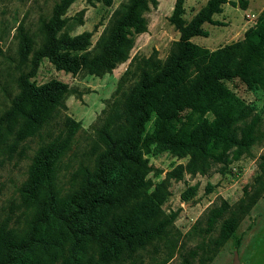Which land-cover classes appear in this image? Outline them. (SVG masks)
I'll return each mask as SVG.
<instances>
[{"label": "trees", "instance_id": "obj_1", "mask_svg": "<svg viewBox=\"0 0 264 264\" xmlns=\"http://www.w3.org/2000/svg\"><path fill=\"white\" fill-rule=\"evenodd\" d=\"M74 1L58 0L51 15L42 20L38 50L27 32L18 30L19 64L30 67L19 75L18 93L0 116V149L36 136L63 107L68 92L64 83L31 82L42 60L67 74L110 73L128 58L134 36L146 31L144 13L155 4L129 0L114 11L92 54L88 50L91 33L63 32L64 15ZM89 1L112 4V0ZM184 1H175L170 17L180 33L176 49L163 64L145 61L137 83L114 103L98 131L102 150L91 168H82L78 187L65 201L54 190V170L77 125L66 119L63 130L61 126L35 152L19 190L22 205L34 214L22 237L9 230L6 221L0 224V264H44L42 259L49 264H120L131 259L161 237L177 216L161 210L166 182L149 191L152 167L146 156L168 152L188 157L186 169L195 174L205 173L209 163L226 168L252 146L260 117L224 82L238 80L247 88L264 91V9L242 40L209 51L191 39L207 35L203 24H214L212 16L221 12L227 0H210L190 22L182 18ZM235 5L245 10L247 1ZM259 168L264 171V164ZM183 171L179 166L169 176L177 173L179 179ZM195 191L196 186L188 187L182 200L189 201ZM234 215L226 201L213 206L205 219V235L222 223L221 241L228 240L239 225ZM199 250L191 249L180 264H193ZM86 255L89 258L82 262Z\"/></svg>", "mask_w": 264, "mask_h": 264}, {"label": "rangeland", "instance_id": "obj_2", "mask_svg": "<svg viewBox=\"0 0 264 264\" xmlns=\"http://www.w3.org/2000/svg\"><path fill=\"white\" fill-rule=\"evenodd\" d=\"M58 0H0V116L8 108L10 98L18 93V77L27 73L30 65H20L19 29L23 28L34 43L41 47L43 34L41 22L47 19ZM144 13L147 29L135 35L128 58L102 76L80 72L67 74L58 71L44 59L40 62L31 82L37 85L50 81L64 83L68 92L63 107L59 108L48 124L34 137L19 142L14 147L0 149V224L6 221L8 229L19 237L27 231L33 209L22 205L19 190L24 185L35 152L56 135L66 119L77 125V130L66 151L60 156L54 170V190L61 201L76 190L82 168L92 167L95 155L102 150L98 131L103 126L114 103L138 81L145 61L163 64L176 49L180 33L170 22L176 0H154ZM210 0H185L182 18L190 22ZM239 0L222 5V10L212 16L214 24L204 23L206 36L191 39L193 44L214 51L232 42L242 40L257 16L255 11L239 9ZM129 0H112L110 6L102 2L75 0L67 9L63 32L75 36L91 33L89 51L94 54L98 42L107 28L111 15ZM248 12V13H247ZM231 34H235L230 40ZM31 57V56H30ZM226 87L258 114L256 139L249 150L226 168L209 163L205 173H189V158H178L168 152L146 156L152 167L148 180L149 191L166 182V201L161 207L164 215L177 212L175 220L161 237L138 250L131 259L120 264H180L186 254L199 248L193 264H264V91L247 88L238 80L225 81ZM212 119V115H207ZM10 144L12 142L10 141ZM183 166L182 176H169ZM196 186L194 196L184 202L181 195L188 187ZM209 188V192L207 190ZM226 201L239 225L234 234L221 241V224L205 235V219L215 205ZM89 258L86 255L82 262ZM44 264H49L42 259ZM54 264H59L58 262ZM116 264V263H111Z\"/></svg>", "mask_w": 264, "mask_h": 264}, {"label": "crops", "instance_id": "obj_3", "mask_svg": "<svg viewBox=\"0 0 264 264\" xmlns=\"http://www.w3.org/2000/svg\"><path fill=\"white\" fill-rule=\"evenodd\" d=\"M228 1H231V0H228ZM246 1H247V7L245 9V12L247 10H250V11H255L256 13V14H253L254 12L252 13L247 12L249 15L258 16L264 9V0H246ZM236 7L239 8L238 5ZM234 37H235V34H231L229 39L233 40Z\"/></svg>", "mask_w": 264, "mask_h": 264}, {"label": "water", "instance_id": "obj_4", "mask_svg": "<svg viewBox=\"0 0 264 264\" xmlns=\"http://www.w3.org/2000/svg\"><path fill=\"white\" fill-rule=\"evenodd\" d=\"M235 264H236V261H235Z\"/></svg>", "mask_w": 264, "mask_h": 264}]
</instances>
